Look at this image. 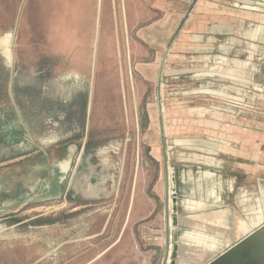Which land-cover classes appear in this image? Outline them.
<instances>
[{
  "label": "rangeland",
  "instance_id": "1",
  "mask_svg": "<svg viewBox=\"0 0 264 264\" xmlns=\"http://www.w3.org/2000/svg\"><path fill=\"white\" fill-rule=\"evenodd\" d=\"M194 6L195 0L187 14ZM47 13L38 15L43 27ZM185 24L172 27L173 45ZM30 37L24 36L26 50L16 51L11 68L0 57V264H204L264 220L263 175L238 186L223 209L216 203L195 217L198 193L213 185L198 189L201 176L191 159L169 164L167 178L148 137L153 112L165 156H197L205 116L204 130H253V143L264 153V138L255 136L264 131V46L253 42L230 52L227 61L243 71L237 80L225 76L239 75L234 68L199 75L196 62L172 75L162 67L155 79L138 69L154 60L151 53L130 57L126 42L118 57L101 56L111 54L103 46L96 58H56L35 56L48 53L49 35ZM202 84L211 86L203 91ZM253 157L254 164L264 163V154ZM69 161L94 168L95 195L71 199L69 175L60 182L57 171L59 164L65 172ZM197 223L209 233L187 227Z\"/></svg>",
  "mask_w": 264,
  "mask_h": 264
},
{
  "label": "crops",
  "instance_id": "2",
  "mask_svg": "<svg viewBox=\"0 0 264 264\" xmlns=\"http://www.w3.org/2000/svg\"><path fill=\"white\" fill-rule=\"evenodd\" d=\"M193 2L194 0H106L105 2L104 0H0V57L11 68L15 62L16 51L26 50L23 48L25 35L32 36L31 40L40 34H46L50 36L48 53L35 56L96 58L99 48L105 46L104 48L111 54L101 56L118 57L123 55L126 42L130 57H144L146 52L151 53L154 60L148 66L142 63L138 65V69L148 73L150 78L157 79V74L159 78L162 67L169 75L185 73L184 67L196 62V66L192 68L199 75H210L211 72L213 75L223 74L224 69L234 68L239 71V75L225 76L237 80L243 74L242 70L240 72L241 65L238 66L237 63L230 65L227 59L230 52L238 45L252 48L253 42H257V45L264 46V0H195L192 12L187 14ZM104 3L106 13L103 17ZM20 5L22 14L19 18ZM42 10H48L46 16L50 21L44 27L42 26L44 24L38 22V15ZM157 11L163 16L157 18ZM183 19L186 24L182 29V35L173 45L172 27ZM4 38L7 39L6 44H3ZM20 42L21 44L18 45ZM109 42L111 43L108 44ZM141 46L145 48L141 49ZM246 51L251 53L252 50ZM175 63L180 65V69L173 66ZM226 64L229 66L226 67ZM205 86L210 88L211 85L202 84L203 91L207 90ZM150 115L152 121L150 127L152 132L148 134L151 143L150 153L156 162L162 164V172L163 168L164 172L166 171L164 175L169 177L168 168L171 165L178 166L182 162L183 166L184 163H190L191 159V164L199 169L198 176H201L197 181L198 189L202 186L203 190L213 185L207 194L203 190L198 193V199H194L202 201V204L196 207L200 209L195 216L198 219L201 211H210L209 209L216 203L218 208L223 209L238 186L243 187L252 183L254 177L264 176V163H253V155L264 154L258 152V146L253 143V130H245L244 135H238L235 127L204 130L207 126L205 116H202L200 122L204 123V128L198 130V134L202 135L203 143L199 145L203 146L199 147L197 156L191 157L181 150L182 152L177 153L178 157L174 158L175 152H172V157L169 155L167 157L163 146L158 145L156 140L161 137L157 132L158 115L153 112ZM255 136L263 139L264 131L259 130ZM206 137H215L218 142H212L213 146L209 143L206 146ZM169 164L171 165L168 166ZM206 170L211 173H205ZM57 171L60 182L65 175H69L67 192L73 201L79 198L88 199L89 196L95 195L91 182L94 168L90 164L85 166L84 162H76L72 166V162L69 161L65 172L61 170L59 164ZM209 174L213 177H209ZM182 179L181 183L184 186ZM242 179L244 183H241ZM162 181L160 180L159 186L156 183L157 188L162 186ZM241 201H245L244 196ZM189 210L187 204L186 211ZM221 220L227 228L224 224L225 219ZM201 225L203 223L187 225V227L194 230V233L208 234V230L198 231L202 229ZM227 232L232 235L229 237H233L234 228ZM227 241H230L228 237Z\"/></svg>",
  "mask_w": 264,
  "mask_h": 264
},
{
  "label": "water",
  "instance_id": "3",
  "mask_svg": "<svg viewBox=\"0 0 264 264\" xmlns=\"http://www.w3.org/2000/svg\"><path fill=\"white\" fill-rule=\"evenodd\" d=\"M173 216L174 236L178 239V221L176 214ZM170 264L177 261L172 259ZM204 264H264V220Z\"/></svg>",
  "mask_w": 264,
  "mask_h": 264
},
{
  "label": "bare ground",
  "instance_id": "4",
  "mask_svg": "<svg viewBox=\"0 0 264 264\" xmlns=\"http://www.w3.org/2000/svg\"><path fill=\"white\" fill-rule=\"evenodd\" d=\"M12 50V49H11ZM91 96V95H90ZM107 160V159H106ZM66 165V162H65V164H64V166ZM68 165H69V163H68ZM67 166H65V168H66ZM64 169V168H63ZM67 169V168H66ZM66 169H65V171H66ZM104 188V187H103ZM94 192V191H93ZM39 193V192H38ZM15 208V207H14Z\"/></svg>",
  "mask_w": 264,
  "mask_h": 264
}]
</instances>
